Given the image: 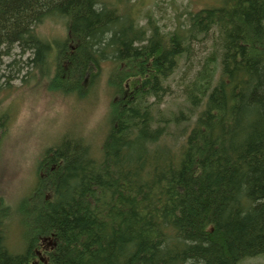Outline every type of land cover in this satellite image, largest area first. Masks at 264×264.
I'll return each mask as SVG.
<instances>
[{"label":"trees","instance_id":"16d2710c","mask_svg":"<svg viewBox=\"0 0 264 264\" xmlns=\"http://www.w3.org/2000/svg\"><path fill=\"white\" fill-rule=\"evenodd\" d=\"M220 3L187 10L165 32L101 0H0V58L17 44L49 88L81 98L109 60L114 89L101 156L65 132L41 154L33 202L0 197V264L264 257V0ZM55 17L67 36L49 41L36 26ZM182 59L187 111L167 117L161 106ZM9 113L0 97V132ZM14 217L19 252L7 237Z\"/></svg>","mask_w":264,"mask_h":264},{"label":"rangeland","instance_id":"374dc122","mask_svg":"<svg viewBox=\"0 0 264 264\" xmlns=\"http://www.w3.org/2000/svg\"><path fill=\"white\" fill-rule=\"evenodd\" d=\"M101 1L113 3L122 13L131 8L143 26L147 25L151 16L165 32L175 29L177 16L185 20L187 10L221 4V0ZM36 30L49 41L67 36L64 19L56 17L46 18L36 26ZM2 50L10 51V54L0 58V86L3 87L0 97L2 107L7 113L10 111V122L0 132V197L12 206H18L22 200L30 199L33 202L30 196L37 186V164L41 154L45 147L60 143L63 133H70L72 139L82 136L96 158L102 155L104 140L111 125L108 115L114 89L109 85L108 78L112 65L109 60L105 61L104 70L95 85L82 93L84 97L81 98L76 93L68 94L49 88L33 63H27L31 57L29 52L22 54L17 44H13L12 48L5 46ZM189 61L191 68L195 69L196 60ZM184 65L182 59L171 78L172 92L165 96V103L161 106L167 117L179 113L180 109L187 111L186 99L177 86ZM193 111H190V118L182 123L181 129L192 126ZM174 138L172 135L164 140L173 147L176 142ZM44 194L50 198L51 191L46 189ZM19 222V217H14L7 234L9 246L18 252L22 250V238H25V234L21 236L23 229ZM46 241L41 240L42 245L51 243V240ZM44 247L49 246L40 248ZM241 264H264V257L245 258Z\"/></svg>","mask_w":264,"mask_h":264}]
</instances>
